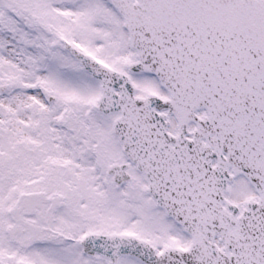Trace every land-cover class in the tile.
<instances>
[{"label": "snow or ice", "instance_id": "snow-or-ice-1", "mask_svg": "<svg viewBox=\"0 0 264 264\" xmlns=\"http://www.w3.org/2000/svg\"><path fill=\"white\" fill-rule=\"evenodd\" d=\"M0 264H264V0H0Z\"/></svg>", "mask_w": 264, "mask_h": 264}]
</instances>
